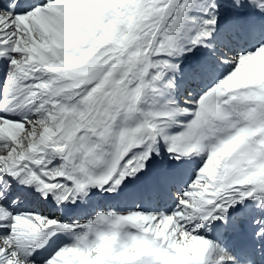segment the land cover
Wrapping results in <instances>:
<instances>
[{
	"label": "snow or ice",
	"instance_id": "1",
	"mask_svg": "<svg viewBox=\"0 0 264 264\" xmlns=\"http://www.w3.org/2000/svg\"><path fill=\"white\" fill-rule=\"evenodd\" d=\"M0 264H264V0H0Z\"/></svg>",
	"mask_w": 264,
	"mask_h": 264
},
{
	"label": "bare ground",
	"instance_id": "2",
	"mask_svg": "<svg viewBox=\"0 0 264 264\" xmlns=\"http://www.w3.org/2000/svg\"><path fill=\"white\" fill-rule=\"evenodd\" d=\"M196 14L197 13H195V12L190 13V15H196ZM194 53H195V50H194L193 53H188L187 54V57L188 58H181V63L182 64H189V63H191V58L193 57ZM97 199H99V198H97Z\"/></svg>",
	"mask_w": 264,
	"mask_h": 264
},
{
	"label": "rangeland",
	"instance_id": "3",
	"mask_svg": "<svg viewBox=\"0 0 264 264\" xmlns=\"http://www.w3.org/2000/svg\"><path fill=\"white\" fill-rule=\"evenodd\" d=\"M190 14V13H189ZM189 23H191V22H189Z\"/></svg>",
	"mask_w": 264,
	"mask_h": 264
}]
</instances>
